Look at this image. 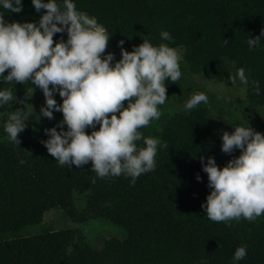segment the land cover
<instances>
[{
    "label": "trees",
    "instance_id": "1",
    "mask_svg": "<svg viewBox=\"0 0 264 264\" xmlns=\"http://www.w3.org/2000/svg\"><path fill=\"white\" fill-rule=\"evenodd\" d=\"M75 3L107 28L109 43L117 46L120 56L119 41L132 51L145 38L153 44L169 43L160 36L168 31L174 40L170 46L184 49V63L192 74L233 86L230 75L245 68L249 85L245 90L237 80L235 87L247 94L237 103L242 115L230 119L231 127L225 130L227 120L216 116L214 103L179 110L184 74L176 84L166 81L168 100L160 106L161 117L141 131L168 148L158 151L155 170L142 174L132 186L131 178L123 175L96 177L91 162L83 167L59 165L42 141L48 139L45 129L62 121L60 112L51 120L35 119L33 112L18 136L20 144H13L4 123L11 112L25 109L9 102L0 108V264H231L241 245H247V256L239 264H264V216L254 222L231 221L230 226L210 221L201 207L211 190L200 162L201 156H211L223 168L240 155L239 150L231 155L221 150L222 133L234 131L232 125L248 121L264 133V39L256 49L247 44V38L264 30V0ZM43 14L31 0H23V11L5 13V19L38 22ZM61 36L67 40L66 33H58L54 41ZM252 80L259 81L260 95L254 93ZM0 87L11 88L23 100L30 86L0 82ZM25 103L31 104V99ZM86 131L90 134L92 129ZM53 210L63 211L73 225L60 230L45 227V215ZM103 233L114 234L100 246Z\"/></svg>",
    "mask_w": 264,
    "mask_h": 264
},
{
    "label": "clouds",
    "instance_id": "2",
    "mask_svg": "<svg viewBox=\"0 0 264 264\" xmlns=\"http://www.w3.org/2000/svg\"><path fill=\"white\" fill-rule=\"evenodd\" d=\"M31 4L37 13L44 10L38 22H9L5 13L22 12L23 0H0V82L30 86L23 100H18L11 88L0 87V108L15 101L25 109L8 115L4 132L13 144H20L18 136L35 113L33 106L25 103L32 98L35 86L45 98L36 118L51 120L54 112L63 115L56 127L45 129L48 139L42 141L59 165L83 167L91 162L96 177L123 175L131 178L134 186L142 174L155 170L158 151L168 148L141 129L160 119V106L168 100L166 81L176 84L182 76V54L170 46L173 37L162 31L161 40L169 43L153 44L145 38L132 51L124 49L121 40L117 61L114 53H106L111 38L107 28L80 11L75 0H31ZM58 33H66L67 40L61 36L55 42ZM262 39L264 30L260 36L247 38V44L256 49ZM230 80L233 86L223 87L235 88L238 80L246 90L250 83L243 67L230 75ZM251 86L256 95L261 94L259 81L252 80ZM56 94L62 103H57ZM217 98L225 103L232 100L226 94ZM202 103L209 104L207 93L194 91L183 108L189 111ZM232 126L234 131L222 133L221 150L229 155L239 150L240 155L223 168L214 157L200 158L211 190L201 207L210 221L229 226L231 221L254 222L264 216V133L248 121ZM196 179L202 181L199 175ZM246 256L247 245L238 246L231 264H239Z\"/></svg>",
    "mask_w": 264,
    "mask_h": 264
},
{
    "label": "rangeland",
    "instance_id": "3",
    "mask_svg": "<svg viewBox=\"0 0 264 264\" xmlns=\"http://www.w3.org/2000/svg\"><path fill=\"white\" fill-rule=\"evenodd\" d=\"M116 49H117V46H115L114 43L111 44L110 42L108 43L106 53L107 52L114 53L116 60L118 61L121 58V56L119 54V49L117 50ZM179 50L182 54V60L180 62L181 72L182 74H184V77H185L183 79L184 95L182 94L183 103H180L179 106L174 105V107L178 106L179 110L184 111L183 105L190 98L192 93L194 91H204L207 93L209 97V102L211 104L214 103L215 105L214 107L218 109L219 113L216 112V116L219 119L223 118L224 120H227L228 127L225 130H228L231 127V123H232L230 122V119H232L233 117L242 115V111L237 107V103L239 101L243 102L245 100L246 95H247L246 91L244 90L243 87L242 88L241 87L225 88L223 87L224 85H226L227 87H232V86L227 85L226 82H216V81L206 79L204 78V76L192 74L184 63V60H185L184 49H179ZM186 73H189V74H186ZM35 93L36 94L34 96L35 98L33 102L31 98V105L34 108V111L37 117L40 115V108L45 104V98L43 96L42 91L39 88L35 90ZM225 94L232 97L231 102L225 103L224 100L217 98L218 96L225 95ZM54 98L57 100L58 104L62 103V99L58 94H56ZM210 103L205 106L211 107ZM200 105H203V103ZM247 110L249 111L251 118H255L252 108L248 107ZM36 117L35 119H37ZM72 225H73V221L69 219L63 211L53 210L45 215L44 226L47 228L50 227L52 229L60 230L62 228L72 226ZM42 228L43 227H40L38 231L41 232ZM114 232H116V230H114ZM113 234L103 233L101 236H99V240H100L99 245L101 246L105 242V239L106 240L110 239L113 236Z\"/></svg>",
    "mask_w": 264,
    "mask_h": 264
}]
</instances>
